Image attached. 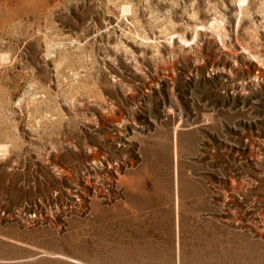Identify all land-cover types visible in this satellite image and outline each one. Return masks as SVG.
Instances as JSON below:
<instances>
[{"label": "rangeland", "instance_id": "374dc122", "mask_svg": "<svg viewBox=\"0 0 264 264\" xmlns=\"http://www.w3.org/2000/svg\"><path fill=\"white\" fill-rule=\"evenodd\" d=\"M0 264H264V0H0Z\"/></svg>", "mask_w": 264, "mask_h": 264}]
</instances>
